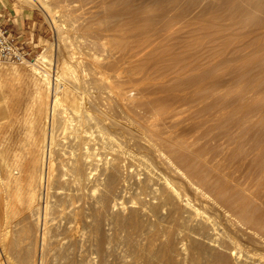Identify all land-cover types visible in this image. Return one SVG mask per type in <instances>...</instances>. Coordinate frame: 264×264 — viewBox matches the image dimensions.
<instances>
[{"label":"rangeland","instance_id":"rangeland-1","mask_svg":"<svg viewBox=\"0 0 264 264\" xmlns=\"http://www.w3.org/2000/svg\"><path fill=\"white\" fill-rule=\"evenodd\" d=\"M12 1L35 22L28 60L48 53L37 67L63 72L68 111L44 240L28 193L47 87L27 60H0V175L18 167L20 178L0 183V264H211L209 239L231 221L230 264H264V0H45L53 16ZM77 163L84 173L68 171Z\"/></svg>","mask_w":264,"mask_h":264},{"label":"bare ground","instance_id":"bare-ground-1","mask_svg":"<svg viewBox=\"0 0 264 264\" xmlns=\"http://www.w3.org/2000/svg\"><path fill=\"white\" fill-rule=\"evenodd\" d=\"M28 2H32V3H34V4H36V5H38V6H40V8H42L44 11H46V13L50 16L51 14H52V16H53V13H52V10L50 9L51 7H49V5L45 2V0H27ZM53 18H55V17H53ZM57 18V17H56ZM53 20V19H52ZM56 22H57V20H56ZM56 24V23H55ZM60 24V23H59ZM57 27V26H56ZM58 28V27H57ZM56 29V28H55ZM62 35V34H61ZM60 35V36H61ZM46 50V49H45ZM44 50V51H45ZM48 50V49H47ZM46 50V51H47ZM48 54V53H47ZM47 54H45V53H43V54H41L40 55V57L37 59H34V60H28V59H26V60H24V61H26L27 62V64H29V65H27V66H32V68L35 70V72L40 76V83L41 84H45L46 85V87H47V94H46V103H45V108H44V110H45V112H44V117H43V126H42V137H41V139H40V144H39V153H37L38 155H36V153H35V157L33 158V160H34V162L32 163L33 164V166H34V168H32L33 170H31V173H33V176L30 178V182H29V184H30V189H29V193H28V195H29V209L31 210V212H32V215L33 216H35V220L37 221V226L39 227L38 229L40 230V228H42V226L40 227V223H41V221L43 220L42 218H43V215H44V232H43V234H42V237L44 238V240H45V235L47 234V226H46V223H47V215H49V213H50V209H52L51 208V203H50V200L49 199H51L50 198V195H49V189H50V181H51V176H52V174H53V165H54V161L55 160H57L56 159V155H55V153L54 152H56V150H57V153L58 152H60L61 150L58 148L59 146H57V148L58 149H55V147H56V138H57V126L58 125H60V124H57L58 123V117H59V115L61 114V113H63V111L65 112L66 111V99H65V83L63 82L64 81V79H63V76H62V73L63 72H60L59 74H58V72L57 73H54L53 75L52 74H50L49 73V71H46V68L45 67H43V68H45V69H42V70H40V67H37L39 64H40V62L42 63V65H43V63H44V65H45V63L47 62V61H49L50 60V57L47 55ZM23 61V62H24ZM42 65H41V67H42ZM40 66V65H39ZM63 67H65V66H63ZM69 67V66H68ZM67 67H65V69H66ZM70 68V67H69ZM68 68V69H69ZM63 70H65L64 68H62ZM62 70V71H63ZM8 71V70H7ZM68 71V70H67ZM52 75V76H51ZM3 78V77H2ZM40 83H39V85H40ZM1 85V84H0ZM71 88V87H70ZM40 90H41V88H40ZM53 91V92H52ZM55 91V92H54ZM67 91V90H66ZM39 92V95H40V93H41V91H38ZM83 96V95H82ZM40 97V96H39ZM38 97V98H39ZM43 98V97H42ZM44 101V100H43ZM44 104V103H43ZM70 106H71V108L74 110V111H76L75 113H77L78 112V109H79V105L78 104H74V103H70ZM70 109V108H69ZM81 110V109H80ZM67 111H68V109H67ZM73 113V112H72ZM73 115V114H72ZM85 115V114H84ZM69 116V115H68ZM71 116V115H70ZM79 116V115H78ZM82 116V115H81ZM75 117V116H74ZM74 117H73V119H74ZM66 118H68L67 116H66ZM65 118V119H66ZM78 119H79V117H78ZM85 120V119H84ZM70 121V120H69ZM72 121V120H71ZM73 122V121H72ZM77 122H79V121H77ZM66 123V122H65ZM69 123V122H68ZM66 125V124H65ZM65 125H64V128H65ZM74 125V124H73ZM69 126V125H68ZM60 127V129H61V127L63 128V126H59ZM59 127H58V130H60L59 129ZM63 128V129H64ZM69 129V128H68ZM67 130V129H66ZM85 130V129H84ZM61 131V130H60ZM63 131V130H62ZM61 131V132H62ZM86 131V130H85ZM64 132V131H63ZM62 132V133H63ZM70 132V131H69ZM72 132V131H71ZM68 133V132H67ZM76 133V132H75ZM59 134H61V133H59ZM58 134V135H59ZM64 134H65V132H64ZM79 134V133H78ZM70 135V134H69ZM60 136L61 135H59V138H60ZM66 136H68V135H66ZM88 136V135H87ZM64 137V136H63ZM31 138V137H30ZM58 138V139H59ZM68 138V137H67ZM62 139V138H61ZM88 139H91V138H87V141H88ZM60 140V139H59ZM58 140V141H59ZM64 140V139H63ZM63 140H61V141H63ZM72 140V139H71ZM70 140V141H71ZM75 140H77V139H75ZM93 140V139H92ZM94 140H96V139H94ZM39 141V140H38ZM57 141V142H58ZM61 141H59V142H61ZM79 141V140H78ZM72 143V142H71ZM79 143H80V141H79ZM58 144H60V143H58ZM65 144V143H64ZM74 145V144H73ZM81 145V144H80ZM85 145V144H84ZM63 146V145H62ZM72 146V145H71ZM81 146H83V145H81ZM68 147V146H67ZM77 147V146H76ZM69 148V147H68ZM84 148V147H83ZM61 149H62V147H61ZM66 149V148H65ZM29 150V149H28ZM59 150V151H58ZM78 150V149H77ZM87 150H89V148L87 149ZM67 151V150H66ZM82 151V150H81ZM84 151V150H83ZM20 152V151H19ZM68 152H70V151H68ZM67 152V153H68ZM90 152V151H89ZM88 152V153H89ZM62 153V152H61ZM60 153V154H61ZM92 153V152H91ZM3 154H4V150H3V152H2V150H0V168L2 167V165H1V162L3 161ZM68 154H70V153H68ZM72 154H75V153H72ZM93 154V153H92ZM54 155H55V157H54ZM78 154H76V156H77ZM83 155V154H82ZM95 155V154H94ZM101 155V154H100ZM71 156V155H70ZM73 156V155H72ZM71 156V157H72ZM86 156H88V155H86ZM61 157H62V155H61ZM60 157V158H61ZM64 157V156H63ZM89 157H90V155H89ZM91 160H92V162H94L93 160H97L98 158H95V156L93 157L92 155H91ZM105 157V156H104ZM54 158H55V160H54ZM59 158V159H60ZM66 158V157H65ZM74 158V157H73ZM72 158V159H73ZM77 158V157H76ZM75 158V159H76ZM82 158H83V156L81 157V159L80 160H82ZM63 159V158H62ZM69 159H71L70 157H69ZM68 159V160H69ZM74 159V160H75ZM79 160V159H78ZM79 160V161H80ZM83 160H84V158H83ZM88 159H86V160H84V161H80L81 163H86L85 161H87ZM91 160H88V161H90L91 162ZM60 161V160H59ZM65 161V160H64ZM76 161V160H75ZM57 162V161H56ZM61 162V161H60ZM74 162V161H73ZM78 162V161H77ZM89 162V163H90ZM91 162V163H92ZM2 163H4V162H2ZM6 163V162H5ZM35 163V164H34ZM62 163H63V160H62ZM95 163V162H94ZM105 163V162H104ZM58 164V163H57ZM114 164V163H113ZM62 164L60 163V166H61ZM64 165V164H63ZM62 165V166H63ZM66 165H68V163L66 164ZM72 165V164H71ZM4 166V165H3ZM32 166V167H33ZM55 166V165H54ZM81 165L79 164V163H77L75 166H73V170H70V168H68V167H66V168H68L69 170L68 171H74V172H76V174H77V172H78V174L79 173H84V172H79V171H81V169L83 168H81L80 167ZM84 167L85 166H87V165H83ZM98 167V166H97ZM12 168V167H11ZM57 168H58V165H57ZM87 167H85V169H86ZM2 169V168H1ZM84 169V170H85ZM92 169H94V168H92ZM115 169V168H114ZM54 170H58V169H54ZM61 170H62V168H61ZM60 169H59V171H61ZM100 170V169H99ZM82 171H83V169H82ZM86 171H87V169H86ZM64 172V171H63ZM66 172V171H65ZM74 172H72V173H74ZM89 172V171H88ZM88 172L86 173V174H88ZM109 172V171H108ZM55 173V172H54ZM90 173H92L91 172V170H90ZM18 174H19V169H18V167L17 168H14V169H11L10 170V173H9V175H8V177L6 178H3L1 175H0V183L1 182H6L7 184L9 183H11L12 182V180L14 179V180H16V181H18L20 178H19V176H18ZM65 174H67V173H65ZM69 174V173H68ZM71 174V173H70ZM75 174V175H76ZM85 174V175H86ZM32 175V174H31ZM55 175V174H54ZM59 175H60V173H59ZM85 175H81V176H85ZM98 175V174H97ZM110 175V174H109ZM58 176V175H57ZM70 176H73V175H70ZM78 176V175H77ZM76 176V177H77ZM80 176V177H81ZM102 176V175H101ZM100 176V177H101ZM53 177V176H52ZM54 177H56V176H54ZM59 177V176H58ZM79 177V176H78ZM99 176H97V178H98ZM62 178V177H61ZM60 178V179H61ZM70 178V177H69ZM74 178V177H73ZM65 179V178H64ZM76 179V178H75ZM87 179V178H86ZM85 179V180H86ZM90 179H91V177H90ZM94 179H95V177H94ZM99 179V178H98ZM70 180H72V179H70ZM69 180V181H70ZM77 180H79V179H77ZM82 180V179H81ZM92 180V179H91ZM149 180H150V178H149ZM169 180V179H168ZM55 181V180H54ZM63 181V180H62ZM66 181H68V180H66ZM98 181V180H97ZM60 182V181H59ZM82 182H83V180H82ZM86 182V181H85ZM170 182H172V181H169V182H167L168 183V187L171 189V191H172V193H173V197L175 196V197H177V198H179L180 200H181V202H184V203H182V204H184L186 207H190V208H192L193 210H194V212H195V214L198 216V215H200L201 216V218H202V220H203V222L205 223L204 225L206 226V228L208 227L209 229H212V231L213 232H211L212 233V235H213V233H216L217 231L216 230H218V224H219V222L218 221H215V220H213V219H211L212 218V216L210 217V216H208V214L207 215H203L202 214V210H200L199 209V207H197V206H195V204L194 203H192V199L190 198V197H188V196H186V193H185V198L183 197L184 195H182V193H181V191H179L178 190V188L176 187V186H174V183H170ZM52 183V182H51ZM67 183V182H66ZM70 183H71V181H70ZM98 183H99V181H98ZM101 183V182H100ZM112 183V182H111ZM152 183V182H151ZM61 184V183H60ZM161 184V183H160ZM159 184V185H160ZM3 185V184H2ZM78 185V184H77ZM51 186H53L52 184H51ZM147 186H149V185H147ZM181 186V185H180ZM1 184H0V192L2 191L1 190ZM11 187V186H10ZM54 187V186H53ZM165 187H166V185H165ZM60 188V187H59ZM63 188V187H62ZM71 188V187H70ZM101 188V187H100ZM163 188V187H162ZM54 189H56V186H55V188ZM77 189V188H76ZM164 189V188H163ZM74 190V189H73ZM161 191V190H160ZM170 191V190H169ZM170 191V192H171ZM182 191H183V189H182ZM51 192H53V191H51ZM56 192V191H55ZM82 192V191H81ZM4 193V192H3ZM64 193V192H63ZM62 193V194H63ZM101 193V192H100ZM161 193V192H160ZM163 193H164V191H163ZM162 193V194H163ZM184 194V193H183ZM49 195V196H48ZM66 195V194H65ZM172 195V194H171ZM199 195V194H198ZM54 196V195H53ZM64 196V195H63ZM68 196V195H67ZM162 196V195H161ZM52 197V196H51ZM49 198V199H48ZM62 198V197H61ZM69 198V197H68ZM159 198V197H158ZM176 198V199H177ZM54 199H55V197H54ZM53 199V200H54ZM57 199H60L59 198V196H58V198ZM163 199V198H162ZM61 200V199H60ZM94 200V199H93ZM160 200V199H159ZM56 201H58V200H56ZM69 201V200H68ZM102 202H103V200H101ZM6 203V207L9 205L8 203H9V201H5ZM59 202V201H58ZM67 202V201H66ZM101 202V203H102ZM168 202V201H167ZM174 202V201H173ZM69 203V202H68ZM169 203V202H168ZM51 204V205H50ZM54 205H55V203H53ZM59 204H62V203H60L59 202ZM77 204V203H76ZM171 204V203H170ZM175 204V203H174ZM173 204V205H174ZM202 204V203H201ZM71 205V204H70ZM77 205H79V204H77ZM76 205V206H77ZM101 205H103V204H101ZM96 206V205H95ZM167 206H169V205H167ZM58 207V208H57ZM57 207H56V209L58 210L59 208H60V206H58L57 205ZM62 207V206H61ZM66 207V206H65ZM63 208H64V206H63ZM71 208H73V207H71ZM80 208V207H79ZM157 208V207H156ZM170 209H171V207H169ZM168 208V209H169ZM65 209H68V208H65ZM61 210H63V209H60V210H58L59 212L61 211ZM75 209H73V211H74ZM97 210V209H96ZM7 211V210H6ZM28 211V210H27ZM53 211V210H52ZM70 211H72V210H70ZM8 212V211H7ZM7 212H5L6 214H7ZM79 212V211H78ZM77 211H76V214L78 213ZM98 212V211H97ZM174 212H178V210L176 211V209L173 211V212H171L172 214L174 213ZM53 213H55V211L53 212ZM65 213V212H64ZM67 213H68V211H67ZM73 214V216H75L74 215V212H72ZM136 213V212H135ZM63 214V213H62ZM171 214V215H172ZM27 215H28V213H27ZM54 215H56V213L55 214H53V216ZM58 216H60L61 217V215H59V214H57ZM57 215H56V217H57ZM64 215V214H63ZM62 215V216H63ZM79 215V214H78ZM174 215V214H173ZM220 215V214H219ZM67 216L69 217V215L67 214ZM67 216H65V217H67ZM80 216V215H79ZM89 216V215H88ZM221 216V215H220ZM8 217H10V216H8V215H6V220L5 221H7V219H8ZM48 217H50V215L48 216ZM52 217V216H51ZM55 217V218H56ZM72 219H73V217L72 216H70ZM69 217V218H70ZM82 217V216H81ZM5 218V217H4ZM31 218H33V217H31ZM10 219V218H9ZM49 219H51V218H49ZM48 219V220H49ZM57 219V218H56ZM59 219V218H58ZM63 219V218H62ZM78 219V218H77ZM79 219H81V218H79ZM134 219V218H133ZM171 219V218H170ZM215 219V218H214ZM26 220H28V219H26ZM68 220V219H67ZM74 220V219H73ZM72 220V221H73ZM84 220V219H83ZM216 220H217V218H216ZM51 221V220H50ZM52 221H53V218H52ZM51 221V222H52ZM60 221V220H59ZM64 221H65V219H64ZM174 221V220H173ZM8 222V221H7ZM7 222L5 223V226L4 227H6V225H7ZM60 222H62V221H60ZM78 222V221H77ZM218 222V223H217ZM232 222V221H231ZM231 222L228 224V225H230V226H232L233 227V224L231 225ZM48 223H50V222H48ZM64 223V222H63ZM62 223V224H63ZM66 223V222H65ZM75 223V222H74ZM154 223V222H153ZM171 223V222H170ZM207 223V224H206ZM228 223V222H227ZM36 224V223H35ZM51 224V223H50ZM76 224V223H75ZM78 224V223H77ZM48 225V224H47ZM217 225V226H216ZM8 226V225H7ZM30 226V225H29ZM51 226V225H50ZM49 226V227H50ZM56 226V225H55ZM57 226H58V224H57ZM74 226V225H73ZM230 226H229V228H225V231L222 233V231H221V235H219L218 236V232L216 233L217 234V236L216 235H213L212 236V238H210L209 240L211 241V244L213 245V246H217V248H212V250L209 252V254L211 253L212 254V261H211V264H230V256H235L238 252H236V245L234 246V243H235V241H234V236L235 235H232L233 233L230 231ZM72 227V226H71ZM77 226H75L74 228H76ZM30 228V227H29ZM55 228V227H54ZM64 228H66V227H64ZM78 228V227H77ZM76 228V229H77ZM207 228V229H208ZM6 229V228H5ZM37 229V230H38ZM50 229H51V227H50ZM57 229V228H56ZM73 229V228H72ZM203 229V228H202ZM208 229V230H209ZM223 229V228H222ZM236 229V228H235ZM4 230V229H3ZM38 230V232H39V234L37 235V236H40V233H42V232H40ZM51 230H54V229H51ZM65 230H67V228L65 229ZM194 230V229H193ZM5 231V230H4ZM59 231V230H58ZM70 231V230H69ZM73 231V230H72ZM211 231V230H210ZM216 231V232H215ZM2 232V230L0 231V233ZM27 232V231H26ZM37 232V233H38ZM77 232V231H76ZM202 232V231H201ZM246 232V231H245ZM55 233V232H54ZM59 233H61V232H59ZM71 233V232H70ZM75 233V232H74ZM169 233V232H168ZM197 233V232H196ZM198 233H200V232H198ZM203 233V232H202ZM201 233V234H202ZM210 233V232H209ZM210 233V234H211ZM56 234H58L57 232H56ZM163 234V233H162ZM1 235H2V233H1ZM1 235H0V237H1ZM80 235V234H79ZM203 235V234H202ZM52 236V235H51ZM58 236H60V235H58ZM73 236V235H72ZM193 236V235H192ZM199 236H200V234H199ZM210 236V235H209ZM34 237V236H33ZM56 237V236H55ZM71 237V236H70ZM211 237V236H210ZM2 238V237H1ZM47 238V237H46ZM58 238V237H57ZM68 238H69V236H68ZM203 238H204V236H203ZM250 238V237H249ZM52 239V238H51ZM54 239V238H53ZM71 239V238H70ZM193 239H194V237H193ZM2 240V239H1ZM43 240V239H42ZM49 240V239H48ZM60 240V239H59ZM58 240V241H59ZM72 240V239H71ZM80 240V239H79ZM85 240V239H84ZM102 240V239H101ZM195 240V239H194ZM199 240H201V239H199ZM203 240H205V239H203ZM53 241V240H52ZM57 241V242H58ZM67 241V240H66ZM65 241V242H66ZM239 241V240H238ZM241 241V240H240ZM48 242V241H47ZM47 242H46V244H47ZM63 242V241H62ZM77 242V241H76ZM171 242V241H170ZM43 243V242H42ZM45 243V242H44ZM69 243V242H68ZM67 243V244H68ZM240 243V242H239ZM64 244V243H63ZM62 244V245H63ZM194 244V243H193ZM198 244V243H197ZM197 244H195V246L197 245ZM205 244V243H204ZM237 244V243H236ZM45 245V244H44ZM44 245H43V247H44ZM66 245V244H65ZM168 245V244H167ZM199 245H200V243H199ZM203 245V244H202ZM202 245H200L201 247H202ZM67 246V245H66ZM81 246V245H80ZM83 246V245H82ZM191 246H192V244H191ZM204 246V245H203ZM241 246V245H240ZM34 247V246H33ZM55 247V246H54ZM53 247V248H54ZM57 247V246H56ZM59 247V246H58ZM62 247V246H61ZM68 247V246H67ZM71 247V246H70ZM73 247V246H72ZM167 247H169V245L167 246ZM197 247V246H196ZM81 248V247H80ZM204 247H202V248H200V247H198V249L197 248H195L196 250H198V251H201L202 249H203ZM205 248H206V246H205ZM209 248H211V246L209 247ZM5 249V248H4ZM35 249V248H34ZM55 249V248H54ZM54 249H52V250H54ZM59 249V248H58ZM168 249H170V247L168 248ZM185 249V248H184ZM199 249H201V250H199ZM237 249H238V247H237ZM44 250V249H43ZM51 250V251H52ZM57 250V249H56ZM69 250V249H68ZM163 250V249H162ZM164 250H166L167 252H166V254L168 253V251L169 250H167L166 249V247H164ZM172 250V249H171ZM225 250H227V252H228V254H226L227 252H225ZM239 250V249H238ZM42 251V250H41ZM61 251V250H60ZM70 251V250H69ZM241 251V250H240ZM43 252V251H42ZM45 252H46V250H45ZM59 252V251H58ZM63 252V251H62ZM67 252V251H66ZM164 251H162V253H163ZM0 253H3V250H2V248H1V246H0ZM35 253V252H34ZM47 253V255H48V252H46ZM161 253V254H162ZM198 253V252H197ZM196 253V254H197ZM201 253V252H200ZM241 253V252H240ZM250 253V252H249ZM195 254V255H196ZM243 254V253H242ZM2 255V254H1ZM51 255V254H50ZM173 255V254H172ZM240 255V254H239ZM162 256V255H161ZM41 257H43V254L42 255H40V260H41V262H42V264H43V258H41ZM163 257H164V255H163ZM168 257H169V255H168ZM170 257H171V255H170ZM173 257V256H172ZM172 257L171 258H168L167 259V257L165 256V258L167 259V260H169L170 259V261H173V259H172ZM197 257V256H196ZM195 257V258H196ZM199 257V256H198ZM210 257H211V255H210ZM160 258V257H159ZM195 258L193 257V259L195 260ZM199 259V258H198ZM197 259V260H198ZM236 260V259H235ZM45 261V260H44ZM169 261V262H170ZM175 261V260H174ZM68 262V261H67ZM198 262V261H197ZM55 263V262H54ZM166 263V262H165ZM2 264V263H1ZM160 264V263H159ZM201 264V263H200ZM207 264V263H206ZM210 264V263H209Z\"/></svg>","mask_w":264,"mask_h":264},{"label":"built area","instance_id":"built-area-1","mask_svg":"<svg viewBox=\"0 0 264 264\" xmlns=\"http://www.w3.org/2000/svg\"><path fill=\"white\" fill-rule=\"evenodd\" d=\"M16 31L0 21V60L20 64L29 59L32 51Z\"/></svg>","mask_w":264,"mask_h":264},{"label":"crops","instance_id":"crops-1","mask_svg":"<svg viewBox=\"0 0 264 264\" xmlns=\"http://www.w3.org/2000/svg\"><path fill=\"white\" fill-rule=\"evenodd\" d=\"M30 14V11L26 15L23 14V12L16 8L15 2L12 0H0V21L13 28L21 38L25 40L28 38V42L31 39L29 36L35 29V22L31 23L30 19L32 18ZM25 35L28 37H25ZM28 47L30 48L31 46L28 45Z\"/></svg>","mask_w":264,"mask_h":264}]
</instances>
